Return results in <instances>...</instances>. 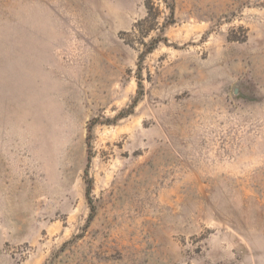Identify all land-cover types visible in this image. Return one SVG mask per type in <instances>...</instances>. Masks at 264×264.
<instances>
[{
    "label": "rangeland",
    "instance_id": "rangeland-1",
    "mask_svg": "<svg viewBox=\"0 0 264 264\" xmlns=\"http://www.w3.org/2000/svg\"><path fill=\"white\" fill-rule=\"evenodd\" d=\"M0 264H264V0H0Z\"/></svg>",
    "mask_w": 264,
    "mask_h": 264
}]
</instances>
